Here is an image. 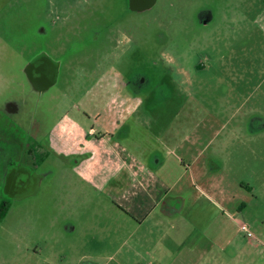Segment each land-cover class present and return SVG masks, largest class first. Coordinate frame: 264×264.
<instances>
[{
    "label": "rangeland",
    "instance_id": "1",
    "mask_svg": "<svg viewBox=\"0 0 264 264\" xmlns=\"http://www.w3.org/2000/svg\"><path fill=\"white\" fill-rule=\"evenodd\" d=\"M263 10L264 0H155L141 12L128 0H0V205L9 203L0 264H44L46 256L61 264L59 239L74 234L82 243L74 240L75 252L97 264H150L147 245L138 233L129 239L130 222L104 195L92 193L81 208L64 204L66 191L93 188L73 169L81 153L58 152L54 133L62 144L76 124L103 132L90 130L102 124L96 113H84L86 91L101 78L123 86L135 109L116 134L122 142L151 145L161 127L166 141L201 143L220 130L232 159L238 143L264 144V33L254 25ZM45 61L54 76L39 85L33 67ZM232 159L226 174L263 186L264 159Z\"/></svg>",
    "mask_w": 264,
    "mask_h": 264
},
{
    "label": "crops",
    "instance_id": "2",
    "mask_svg": "<svg viewBox=\"0 0 264 264\" xmlns=\"http://www.w3.org/2000/svg\"><path fill=\"white\" fill-rule=\"evenodd\" d=\"M254 25L264 33V10ZM118 97L108 100V110L101 117L102 130L115 136L135 110L130 100ZM227 124H222V131ZM154 131L158 138L151 145L132 138L122 142L114 136L110 140L108 136L100 142L81 139L68 146L65 138L60 144L54 133L52 146L58 152L70 153L71 147L81 153L71 158L73 169L78 166L77 175L93 188H73L70 193L89 196L91 204L92 193L104 195L130 222L129 239L134 241L138 233L147 245L150 264H264V183L260 188L252 187L229 170L225 173V164L233 158L231 141H217L220 130L205 143L187 137L166 141L160 138L161 127ZM262 131L260 128L256 133ZM238 144V157L232 160L263 161L262 142ZM218 153L224 157L217 160ZM243 223L249 225L254 238L240 231ZM74 235L60 238L61 264H97L91 255L75 252L74 240L82 243ZM33 255L36 259L43 256L37 251ZM48 260L46 256L43 263L51 264Z\"/></svg>",
    "mask_w": 264,
    "mask_h": 264
},
{
    "label": "flooded vegetation",
    "instance_id": "3",
    "mask_svg": "<svg viewBox=\"0 0 264 264\" xmlns=\"http://www.w3.org/2000/svg\"><path fill=\"white\" fill-rule=\"evenodd\" d=\"M154 2L155 0H128V6L131 11L141 12L151 7ZM54 70L55 68L50 61H45L42 64H36L33 67V78L35 82L38 83L39 85L49 83L50 79H52L54 76ZM100 79L98 81H95L96 85H98L99 83L101 84L100 88L99 89L95 88V84H94V86L90 90L86 91L85 95L87 96V98H85L84 100L85 101L84 109H87L84 112L85 115L88 118H91L92 115L96 113L94 115L98 117V118H95L94 122L101 121V119L99 118L102 117L101 116L102 114L97 113V112H100V109L102 107L101 106L102 101H104L103 107L107 108L109 106L108 100L112 99L114 96H120L121 99L126 100V101L130 99V97H128L129 99L122 98L123 96H126L127 94L126 95L124 94L125 93L124 87L121 86L119 83H117V81H112L111 79H108V81L106 79L100 81ZM82 105H83V100L80 99V106L82 107ZM80 106H79V102L77 101L76 107L80 108ZM99 125L100 127L103 128V125L101 123L100 124L94 123L92 127L90 128V130L93 131V129H95ZM102 128L100 129V131L102 130ZM85 130L86 128H82V126H80L79 124H76V126H73L72 129L66 131L65 134H67V136L65 137V140L67 141V145L68 146L69 145L74 146V144L77 145L78 142L81 141V139L94 140V142H100L101 140L107 138L108 136H109L108 139L114 140L115 135L109 134L107 132L101 131L97 134L90 132L87 134L85 133ZM69 149H70L69 152L71 151L70 152L71 154H77L76 152H74L75 150L72 149L71 147ZM44 163L45 161L42 164L44 165ZM70 191L71 190L66 191L65 194H63L62 196L64 198V204L66 206H68L71 203V205H74V207L81 208L82 206L89 203L88 202L89 196H84L83 194H72L70 193ZM1 205H6V207L9 210V203L3 202ZM44 239H46V241L44 240L45 242L50 241L49 244L55 243L53 238L45 237ZM59 243H61V250L57 252H60L59 256L61 258L62 257L61 239H59ZM57 252L55 254H57Z\"/></svg>",
    "mask_w": 264,
    "mask_h": 264
},
{
    "label": "built area",
    "instance_id": "4",
    "mask_svg": "<svg viewBox=\"0 0 264 264\" xmlns=\"http://www.w3.org/2000/svg\"><path fill=\"white\" fill-rule=\"evenodd\" d=\"M240 231L242 233H244L249 238H254V236H255L254 233L252 232L251 228L249 227V225L246 223H243L240 225Z\"/></svg>",
    "mask_w": 264,
    "mask_h": 264
},
{
    "label": "trees",
    "instance_id": "5",
    "mask_svg": "<svg viewBox=\"0 0 264 264\" xmlns=\"http://www.w3.org/2000/svg\"><path fill=\"white\" fill-rule=\"evenodd\" d=\"M7 212H8V208L6 207V205H1L0 206V220L6 217Z\"/></svg>",
    "mask_w": 264,
    "mask_h": 264
}]
</instances>
